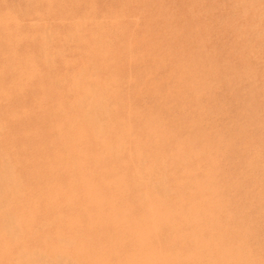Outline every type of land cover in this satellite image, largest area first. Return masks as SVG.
Instances as JSON below:
<instances>
[{
    "label": "rangeland",
    "instance_id": "374dc122",
    "mask_svg": "<svg viewBox=\"0 0 264 264\" xmlns=\"http://www.w3.org/2000/svg\"><path fill=\"white\" fill-rule=\"evenodd\" d=\"M70 1L0 0V115L16 117L7 121L1 140L15 138L7 146L21 176L11 189L21 184L30 188L16 192L15 202H0L12 263L46 264L59 258L58 252L45 248L46 239L56 234V207L48 201L64 189L62 181L68 177L61 171L50 175L56 157L49 140L56 129L57 103L65 100L61 98L68 86L51 84L56 73L69 71L67 61L81 58L80 42L70 40L69 31L74 18L84 13V94L93 96L84 101V123L93 117L100 96L105 100L100 106L108 112L96 128L116 124L113 115L123 118L116 124L121 134L114 139L125 143L120 153L124 166L116 167L126 175L125 184L118 187L124 195L118 206L136 203L133 189L139 187L150 195L143 201L157 199L159 211L178 227L173 249L170 234L158 227L155 249L161 256L171 251L168 262L192 245L187 242L191 235L200 232V241L207 235L208 242L211 237L217 240L218 232L220 241L214 245L225 253L217 250L219 256L235 260V253L238 264H264V0ZM108 40H115L112 47ZM48 56L52 60L46 65ZM104 59L112 64L103 66ZM97 75L116 80L113 97L105 99L108 91L96 86ZM130 128L135 133L131 138ZM26 143L32 145L31 156ZM88 149L98 146L91 142ZM102 155V164L113 168L117 155L112 150ZM30 171L35 172L32 181ZM133 172L139 187L132 185ZM9 174L0 173V195L12 183L14 173ZM101 176L112 179L97 171L89 179ZM110 191L104 187L103 197ZM38 193L36 217L43 216L47 223L25 242L35 251L23 250L16 239L25 230L17 227L14 212L31 204ZM177 209L186 214L179 218ZM113 237L99 240L104 252ZM201 243V250L196 249L199 257L206 252ZM136 248L130 245L127 250ZM218 259L216 264L221 263ZM189 262L196 264L188 259L180 264Z\"/></svg>",
    "mask_w": 264,
    "mask_h": 264
},
{
    "label": "bare ground",
    "instance_id": "6f19581e",
    "mask_svg": "<svg viewBox=\"0 0 264 264\" xmlns=\"http://www.w3.org/2000/svg\"><path fill=\"white\" fill-rule=\"evenodd\" d=\"M77 2L78 1L76 0L70 1V3L74 5ZM9 18L11 19L13 18V16L10 15ZM84 19H85L84 13H82L79 16H76L73 20L72 27L70 28L69 31V36H70L69 39L80 42L79 48L82 50L81 58L77 62L67 61L66 65L69 71L66 72L65 75L56 73L54 77V82L51 84L52 87H55V84L64 83L65 85L68 86V89L62 95L63 98H61V99L65 98V100L64 101L61 100L57 103V109L54 112V117L56 118L55 121L56 129L54 131V134L52 135L51 140L49 141H50L51 150L56 158L51 163L52 171L50 175L51 176L57 175L58 172L61 171L62 173L66 174L68 178L62 181V184L65 185L64 189L58 192L55 191L54 193L55 196L49 198L48 201L49 204H52L53 206L56 207L54 209L55 212L54 220L56 221L55 224H53L56 227V234L46 239L45 248L48 249L49 251L50 249H52L53 250L52 253L58 252L57 255L59 254V258L51 261L48 260L45 263L46 264L49 263L50 264H180L183 263L185 259L186 260L188 259L194 261L196 264H216L218 262L217 260H219L218 258H220V262L222 264H235L236 260L239 261L237 259L238 255L236 256L235 253H232L236 259L233 260L230 258L231 259L230 260L228 259V257L221 255L222 254L221 250L223 251L224 249H222L220 246L219 247L221 249L219 247L218 248L215 247L216 244H218L217 240L219 239L218 236L220 235V234L217 235L218 232L216 234L217 240H214V237H211V239L208 242L204 241L207 237L206 235L207 232L205 234L206 235L205 238H203L202 241H200L201 237L198 238L197 236L200 234V232H198L199 234L191 235L190 236L191 238L189 237L187 239L188 240L187 242L191 243L195 248L191 249L192 245H190L185 249V251L176 252L175 258L169 260V262L168 259L172 257L171 251H169L167 255L164 254L165 256L163 255L161 256L160 253L156 251L154 245L155 239L157 240L156 236L159 233H161L158 227L159 226L164 227L165 228L164 231L170 234L171 247L172 246L175 247L176 241L179 240V238L177 239L178 235L177 236L174 235L176 234V230L178 227L177 225H175L173 220L171 221L170 218L163 216V214L164 215L166 214L165 212H162L163 213L162 214L159 211L158 201L156 198L153 199L148 198L147 201H143L145 196H150V195L147 193L146 190L141 191L138 185L140 184L139 179L137 180V182L135 180L136 186L139 188L133 189L134 197L137 198L138 201L131 205L118 206V203L122 201V196H124L119 191L118 187L121 186L122 184H125L126 175L125 173H119L116 167L124 166L123 158L121 157L122 156L121 154L123 152L125 143L120 140L115 142L114 139L115 137H118L121 134L117 132L116 124L119 123L121 121L120 119L123 118L120 115H113V117L116 116L114 118V122L116 124L110 122L112 124L107 123L101 129L96 128L97 122H99L98 120H101V117H103V115L106 116V113L108 112V110L105 107L100 106L101 102H105V100L102 99L104 97H101L99 95L100 98L97 100L98 101L97 106L92 111L93 117L87 119L84 123V115H85L84 101L86 98L93 97L89 93L84 94L85 93L84 77L88 73V68L84 66L87 65L84 62V21H85ZM101 28L102 26L100 27V29ZM107 42L109 47H112L114 45L115 40H108ZM95 55L96 56L100 55V52L96 51ZM51 60H52L51 57L48 56L45 61L46 65L51 63ZM111 64H112L111 59H104L103 66H110ZM14 67L15 66L13 65L10 66V68H14ZM92 76L94 75H91L90 77ZM22 77L23 75L19 74V78L22 79ZM96 82L98 84L96 86L98 87L102 86L107 89L109 96H107V98L105 99L113 97L114 91L112 89L116 85L115 83L116 80L114 78L108 79L104 77L101 78L98 76ZM187 83H189V81ZM17 84L18 82H16L14 85ZM16 87H18V85ZM11 118L13 119L16 117H14V115H11L8 118L4 115H0V129H1L0 130V164L2 165V166L0 165V167H4V171L2 170V172L0 173H2V176L4 175L7 176L10 175L9 173H14V178L12 180V183L9 184V187H5L3 193L0 195L1 196L0 202H4V201L7 202V200H10L11 202H15L16 199L15 197H13V195L16 192L20 191L24 193L30 189V188H26L24 184L23 185L21 184V186H19L17 189L14 190L11 189L13 185L14 186L17 185L18 179L21 176L19 171L17 172L14 169V165L13 162L11 161L9 154V148L7 146L13 140H15V138H12L8 141L1 140L3 135L2 132L9 124L7 121L10 120ZM130 126L133 128L132 123H130ZM153 129L154 128L152 127L150 130L153 131ZM132 130L130 128L129 130L130 132L128 133V137L130 138L133 137V135L135 134V133L133 134ZM91 142L96 143V145L98 146L97 150L91 151L88 149V145ZM24 147L27 151V155L29 154L31 156L33 151L32 145L30 143H26ZM110 150H112L113 153L117 155L116 161L114 162L115 166H113V168H110L109 165L102 164L103 162L101 157L103 156L102 154ZM88 160L91 162L88 163ZM93 171H97L100 175L103 176L104 175L112 176L111 177L112 179L104 178V177L102 178L101 176V178L96 181L90 180L89 176ZM135 174L137 176V172L136 173L133 172L130 175L131 180L133 176L135 177ZM28 176L31 181L34 180L35 172L30 171L28 173ZM132 185L135 186L133 180H132ZM104 187L111 189L110 191L111 194L107 198L103 197ZM40 196H41L40 193L34 196L32 195L33 202L31 204L22 206L21 208L18 209V211L15 212L13 211L17 215V221H16L17 227L20 230L22 229L25 230L22 232V235L16 239L17 243L18 242L21 243V248L23 250L25 248L30 251L34 250L33 248L29 247V245L26 244L25 242L31 236V234L36 228L40 229V226H43L47 223L46 219L43 216H41L39 219H37L36 217V211L38 209ZM195 200L197 199L195 198ZM115 211H117L118 213L112 214ZM179 211L180 209H177V213ZM184 212L180 211V213H178V216H180L179 218L183 217L186 214V213L184 214ZM193 212L195 214V210ZM199 213H197L195 216H197ZM197 217L199 218V216ZM215 227L213 226L212 229L217 230L218 228ZM4 229H5V224H2L0 222V264H13L12 263L13 251L10 248H8L9 238L7 233H5ZM101 229H104L102 233L100 232ZM112 231L115 233H113ZM211 234L213 236L214 233L212 232ZM211 234L208 235L211 236ZM110 235L113 236L115 235V237H113L108 241V243L106 244L108 247V251L104 252L101 249L102 243L99 240L105 237V241H107L109 238L106 239V236H110ZM227 237L225 239H227ZM215 241L216 244L214 245ZM201 242H204V246L208 254L205 251H203V253L201 252L203 256L199 254L200 255L199 257L196 253L199 250H201L200 246H203L202 245L203 243ZM130 245L138 246V248L127 250V247ZM223 248H226V246H224ZM241 248H243V246ZM196 249L199 250H197L196 252ZM205 249L202 248V250ZM217 250H219V253L221 252L220 254L221 257L217 254L218 252L216 253ZM205 253L207 255H205ZM226 253L228 252L226 251ZM223 254H225L224 251ZM215 256H217L218 258ZM111 258H113L112 261ZM50 259L52 258L50 257ZM160 259L161 260L163 259V262H160L159 261ZM24 263L29 264V261H25L19 264H24Z\"/></svg>",
    "mask_w": 264,
    "mask_h": 264
}]
</instances>
